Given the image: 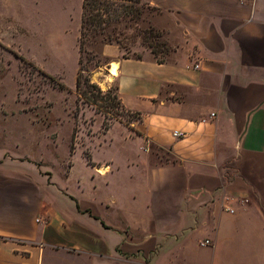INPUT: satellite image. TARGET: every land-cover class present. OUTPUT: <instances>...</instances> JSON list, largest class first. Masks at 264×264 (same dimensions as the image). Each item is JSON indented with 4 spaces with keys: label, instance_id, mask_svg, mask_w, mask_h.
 <instances>
[{
    "label": "crops",
    "instance_id": "crops-1",
    "mask_svg": "<svg viewBox=\"0 0 264 264\" xmlns=\"http://www.w3.org/2000/svg\"><path fill=\"white\" fill-rule=\"evenodd\" d=\"M143 1L173 48L96 52L140 114L116 121L123 150L84 156L76 185L103 196L67 185L72 161L62 180L0 147V264H264V0ZM81 10L0 0V42L72 21L79 36Z\"/></svg>",
    "mask_w": 264,
    "mask_h": 264
},
{
    "label": "rangeland",
    "instance_id": "rangeland-1",
    "mask_svg": "<svg viewBox=\"0 0 264 264\" xmlns=\"http://www.w3.org/2000/svg\"><path fill=\"white\" fill-rule=\"evenodd\" d=\"M163 16L157 9L150 10L137 23L126 27L125 37L121 36L125 46L122 51L131 57L151 52L156 59H168L173 47L165 32L154 23ZM148 25L154 28L153 34L143 32ZM77 36L78 24L63 22L43 25L26 37L7 38L5 42L12 44L8 49L0 45V147L41 165L62 180L72 161L74 173L67 185L84 196L101 197L104 194L101 185L95 189L86 182L79 188L76 185L75 177L86 176L84 156L91 152L103 159L109 152L123 150L126 128L116 121L129 123L136 118L134 114L121 112L117 119H110V114L104 116L94 105L78 97ZM101 45L98 38L86 43L85 48L96 53ZM17 54L32 63L22 61ZM99 59L101 68L94 67L96 60L85 61L84 66L91 71V80L104 92L108 90L100 104L102 109L110 110L115 80L103 67L107 59L101 56ZM50 76L65 87L54 86ZM104 120L116 122L106 134L102 128Z\"/></svg>",
    "mask_w": 264,
    "mask_h": 264
},
{
    "label": "trees",
    "instance_id": "trees-1",
    "mask_svg": "<svg viewBox=\"0 0 264 264\" xmlns=\"http://www.w3.org/2000/svg\"><path fill=\"white\" fill-rule=\"evenodd\" d=\"M154 9L157 8L143 0H82L79 36L77 39L79 57L78 69L75 77V87L79 98L83 99L87 104L94 105L104 116L110 114V119H117L121 112L134 114L136 119L140 117V114L138 112H130L123 107L116 85L113 87L114 94L109 99L111 105L110 110L101 108L100 101L108 93V90L104 92L97 83L93 82L90 77L91 71L84 66L85 61L91 62L93 60H96L94 67L101 66L99 59L100 56L91 50H87L85 44L99 38L101 43H116L121 49H124L125 46L123 45L121 38V36L125 37L124 29L133 22L137 23L138 20L142 19L144 13ZM154 31L155 30L151 25H148L147 28L143 30V32H148L149 34H153ZM0 45L7 48V46L1 42ZM17 55L22 61L29 64L32 63L20 54ZM122 55L126 58L131 57L125 52H123ZM157 60L163 61L159 59ZM32 65L35 66L34 64ZM50 78L52 79L54 86L61 89L65 87L62 82H57L51 76ZM110 124L111 122L104 120L102 128L106 130L109 128ZM85 157L90 163V155H86Z\"/></svg>",
    "mask_w": 264,
    "mask_h": 264
},
{
    "label": "built area",
    "instance_id": "built-area-1",
    "mask_svg": "<svg viewBox=\"0 0 264 264\" xmlns=\"http://www.w3.org/2000/svg\"><path fill=\"white\" fill-rule=\"evenodd\" d=\"M174 134H176V132H174ZM207 242H208V241L206 240V241H205V243H207ZM201 244L203 245L204 243H203V242H201Z\"/></svg>",
    "mask_w": 264,
    "mask_h": 264
},
{
    "label": "bare ground",
    "instance_id": "bare-ground-1",
    "mask_svg": "<svg viewBox=\"0 0 264 264\" xmlns=\"http://www.w3.org/2000/svg\"><path fill=\"white\" fill-rule=\"evenodd\" d=\"M115 71V69L113 68V72Z\"/></svg>",
    "mask_w": 264,
    "mask_h": 264
}]
</instances>
